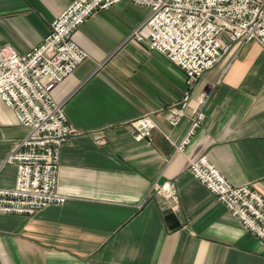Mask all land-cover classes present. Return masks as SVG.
<instances>
[{"label":"crops","instance_id":"0c3cea01","mask_svg":"<svg viewBox=\"0 0 264 264\" xmlns=\"http://www.w3.org/2000/svg\"><path fill=\"white\" fill-rule=\"evenodd\" d=\"M72 2L0 0V44L30 52ZM148 14L117 2L73 33L88 59L52 91L79 131L60 151L57 190L68 199L34 216L0 214V264H264V245L188 171L205 155L231 184L264 198V50L234 43L171 126L165 112L185 101V73L130 40ZM209 84L205 119L176 153ZM149 114L150 144L136 141L132 126ZM26 134L0 98V162ZM16 175V166H1L0 187H14ZM166 186L173 194L152 192Z\"/></svg>","mask_w":264,"mask_h":264},{"label":"built area","instance_id":"2783aa9c","mask_svg":"<svg viewBox=\"0 0 264 264\" xmlns=\"http://www.w3.org/2000/svg\"><path fill=\"white\" fill-rule=\"evenodd\" d=\"M122 1L149 11L130 40L145 43L185 73V101L165 112L171 126L185 116L197 82L234 43L256 42L264 50V0H73L30 52L20 54L0 44V98L27 132L0 162V167L11 164L17 168L14 187H0V214L34 216L68 199L57 190L60 151L79 131L66 116V103L56 102L52 91L88 59L87 52L72 40L73 33L94 12ZM213 88L209 84L199 93L190 128L174 146L176 153L185 151L202 125L203 107ZM132 126L134 139L150 144L156 129L152 115L138 118ZM188 171L264 245V198L257 189L231 184L205 155L191 161ZM157 189L173 194L171 186Z\"/></svg>","mask_w":264,"mask_h":264},{"label":"rangeland","instance_id":"374dc122","mask_svg":"<svg viewBox=\"0 0 264 264\" xmlns=\"http://www.w3.org/2000/svg\"><path fill=\"white\" fill-rule=\"evenodd\" d=\"M198 95H199V94H198ZM197 97H198V96H197ZM155 128H156V127H155ZM157 188H158V187H155V188L153 189L152 192L159 193ZM159 188H162V187H159ZM254 188H255V187H254ZM152 192H151V193H152Z\"/></svg>","mask_w":264,"mask_h":264}]
</instances>
